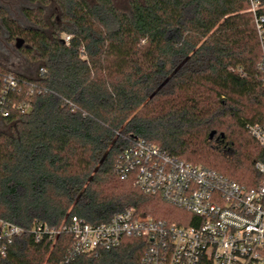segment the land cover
<instances>
[{
	"label": "trees",
	"instance_id": "obj_1",
	"mask_svg": "<svg viewBox=\"0 0 264 264\" xmlns=\"http://www.w3.org/2000/svg\"><path fill=\"white\" fill-rule=\"evenodd\" d=\"M28 1L36 27L1 14L38 69L13 71L20 101L33 90L31 108L0 114V217L27 229L0 264H142L150 244L135 236L75 254L70 234L35 242L36 222L104 223L127 207L196 220L115 172L138 137L249 187L264 178L255 167L264 146L246 128L264 117L263 46L249 0ZM51 4L59 13L49 21ZM10 71L0 64V75Z\"/></svg>",
	"mask_w": 264,
	"mask_h": 264
},
{
	"label": "built area",
	"instance_id": "obj_2",
	"mask_svg": "<svg viewBox=\"0 0 264 264\" xmlns=\"http://www.w3.org/2000/svg\"><path fill=\"white\" fill-rule=\"evenodd\" d=\"M249 2L263 46L264 73V12L260 0ZM0 78V114L8 117L12 110L28 111L33 90L20 101L23 87L13 70ZM246 128L264 146V117ZM255 167L264 176V162L256 160ZM115 172L122 178L134 175L144 192L160 194L198 218L191 224L170 223L127 207L104 223L77 216L57 227L36 222L30 228L35 242L70 234L71 251L78 254L116 248L125 238L136 236L150 242L142 264H264V178L249 187L139 137L119 154ZM26 231L0 217V259L8 256L13 242Z\"/></svg>",
	"mask_w": 264,
	"mask_h": 264
},
{
	"label": "rangeland",
	"instance_id": "obj_3",
	"mask_svg": "<svg viewBox=\"0 0 264 264\" xmlns=\"http://www.w3.org/2000/svg\"><path fill=\"white\" fill-rule=\"evenodd\" d=\"M8 1L11 2L13 11L16 13L15 17L23 27H36V25L31 20H29L25 15L24 9L25 8L35 9L37 7V4H33L28 0H8ZM114 1L115 4L119 7H126L130 2V0H114ZM58 13L59 11L57 6L51 4L48 6L46 16L48 17V20L51 21L58 17ZM23 44L24 42L21 41L20 46H22ZM0 64L10 70L23 73L25 75L36 74L38 69V64L28 60L22 54L20 49L17 48L16 40H10V38L8 37V32L5 29V27H0ZM196 164L202 165V163H198V162H196Z\"/></svg>",
	"mask_w": 264,
	"mask_h": 264
},
{
	"label": "flooded vegetation",
	"instance_id": "obj_4",
	"mask_svg": "<svg viewBox=\"0 0 264 264\" xmlns=\"http://www.w3.org/2000/svg\"><path fill=\"white\" fill-rule=\"evenodd\" d=\"M0 2H2V0H0ZM2 12H6L7 17L12 18L18 22L17 18L15 17L16 13L13 11V8L11 6V2L8 0H3V2L0 3V27H4L3 17L1 15ZM11 16H13V17H11ZM16 42H17V48L20 49V47H21L20 46V42H21L20 39H17Z\"/></svg>",
	"mask_w": 264,
	"mask_h": 264
},
{
	"label": "water",
	"instance_id": "obj_5",
	"mask_svg": "<svg viewBox=\"0 0 264 264\" xmlns=\"http://www.w3.org/2000/svg\"><path fill=\"white\" fill-rule=\"evenodd\" d=\"M20 41L22 40L20 39ZM214 134H215V131H212L210 136L213 137Z\"/></svg>",
	"mask_w": 264,
	"mask_h": 264
}]
</instances>
